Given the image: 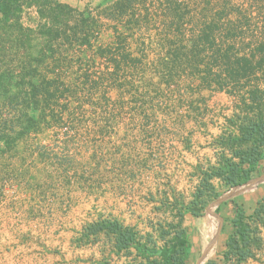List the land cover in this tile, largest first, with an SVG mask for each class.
Returning a JSON list of instances; mask_svg holds the SVG:
<instances>
[{
	"label": "crops",
	"instance_id": "1",
	"mask_svg": "<svg viewBox=\"0 0 264 264\" xmlns=\"http://www.w3.org/2000/svg\"><path fill=\"white\" fill-rule=\"evenodd\" d=\"M156 1L158 8L153 10H159L158 16L151 17L154 12L146 8L141 18L153 32L154 64H164V74L96 78L95 206L127 227L151 223L153 196L162 197L160 204L168 207L169 215L192 205L203 173L218 165L223 141L239 136L245 118L264 104V0H190L187 14L182 12L183 0ZM124 16L107 19L112 23L113 51L126 44L117 29H132L138 23L139 15L121 22ZM95 26L81 29L80 47L86 52L95 48L90 35ZM188 47L190 59L185 58ZM203 47L208 74H196V51ZM11 49V60H0L5 65L0 82L11 75L17 81L7 85L0 99V264H127V257L116 255L111 237L87 231L97 222L89 213L92 205L82 199L87 195L82 193L87 168L70 172L64 166L23 165L24 157L33 160L40 155L17 149L27 139L25 134L33 132L28 124L38 123L34 102L56 101L61 88L57 78L34 84L27 59L21 57L23 48L14 44ZM124 55L112 54L114 63L120 57L132 61V55ZM56 63L51 59L53 73L59 68ZM9 67L15 73L7 74ZM253 94L261 99L253 100ZM210 182L215 189L223 185L217 178ZM263 197L261 185L227 201L235 207L227 209L228 222L237 208L253 215ZM263 220L256 223L261 247L243 264H264Z\"/></svg>",
	"mask_w": 264,
	"mask_h": 264
},
{
	"label": "rangeland",
	"instance_id": "2",
	"mask_svg": "<svg viewBox=\"0 0 264 264\" xmlns=\"http://www.w3.org/2000/svg\"><path fill=\"white\" fill-rule=\"evenodd\" d=\"M182 2L184 3L181 7L182 12L189 13L188 7L191 1L183 0ZM3 3L6 4V11L0 12L1 63L4 59L11 60L10 57L14 55L11 53L12 45L18 44L23 48L20 50V53H23L21 57H26L28 70L30 73L32 71L31 74L34 75L31 79L34 84H40L43 79L57 78V83L61 88L56 94L58 98L56 101L54 98H49L50 101L47 104L38 98V101L34 102L33 107L37 111H35V121L38 120V123L34 126L33 123L28 124L29 130L31 128L33 132L32 134H25L27 139L24 140L23 144H18L17 149L39 152L40 155L37 156L38 159L33 160L24 157L23 165L36 168L43 164L44 169L64 166L70 172H75L78 168H87L83 176L87 178L88 183L82 190V193H87V195L82 199L87 205H92L89 207V213L97 218V222L98 219L99 221L103 220L101 217L117 220L115 215L106 212L102 214L101 211L99 212V208L95 206V106L96 98H98L96 78L98 74H164L163 69L166 68L163 66L164 64L160 62L154 64L156 62L154 56L157 54L154 52V47L150 46V37L153 32L150 33L147 29L149 24H147L146 19L141 18L146 8L152 9L154 12L153 9L158 8V1L0 0V4ZM122 13H125V16L121 18V22L133 20L135 15H139V19L137 20L138 23H132L134 25L132 29H124L122 26H120V30L117 29L120 32V39L126 38V44L119 47L120 51L118 52L112 49V33L109 32L112 23L107 19H113L115 15L122 16ZM158 13L159 10L154 12L151 17L158 16ZM95 23L96 28L90 34L95 48L86 52L80 47V32L83 27L94 26ZM99 41L101 42L98 43ZM97 49L101 50L97 51ZM206 49L203 47L196 51L197 57L194 63V68L196 66L198 68L195 71L196 74H208L209 63ZM121 52L125 53L124 56L132 55L129 57L132 58V61L131 59L128 61L127 57H120L119 63H114L112 54H120ZM185 55H187L186 59L192 58L190 57V47L186 48ZM51 59H55L60 68L54 73L50 68ZM183 65H186L185 69H188L189 63L187 61ZM4 66V64H0V68H4ZM173 69H175L174 66ZM8 70L10 71L7 74L15 73L11 67ZM14 78L15 76L11 75L8 76V80L1 79V100L4 98L2 93L6 92L7 85L10 86L11 81L17 82L14 81ZM25 83L27 81H23V84ZM110 93L111 91H108V97L112 98ZM2 114L3 112L0 111V116ZM25 121L31 122L30 120ZM26 144L29 147L26 148ZM35 162L37 165L34 164ZM263 174L264 169L254 174L250 180ZM216 188L219 197L232 189L224 184ZM218 198H206L204 207L196 209L197 214L185 213L184 227L192 246L187 264H196L201 251L210 240H205L202 236L201 226L207 221L208 209ZM162 200V197L155 198L154 196L151 199L153 203L151 223L147 222L145 226L137 224V227L131 228L136 229L140 234L143 232L141 235H144L152 232L153 223L178 222L176 219L178 213L176 215L167 214L168 207L160 204L163 202ZM228 201L234 202L232 199ZM189 206L191 205L188 204ZM227 209L231 211L235 207L230 206L228 202L220 205L219 214L226 220V225L219 239L221 240L220 251L216 258L210 261L212 264H225L223 252L226 249V241L232 232L231 219L229 217L228 222L226 218ZM97 222L95 221L93 224ZM146 225L149 226L147 232L145 231Z\"/></svg>",
	"mask_w": 264,
	"mask_h": 264
},
{
	"label": "trees",
	"instance_id": "3",
	"mask_svg": "<svg viewBox=\"0 0 264 264\" xmlns=\"http://www.w3.org/2000/svg\"><path fill=\"white\" fill-rule=\"evenodd\" d=\"M35 5V4H32ZM6 11V4H0V12ZM40 13V12H39ZM253 100L261 97L252 95ZM264 101V98L262 99ZM239 136L223 141L224 151L219 157L217 166L203 173L200 187L195 194V202L183 206L176 219L178 222H157L152 224V232L141 235L136 229L126 227L118 220L103 219L87 227L89 233H104L115 243L116 255L121 254L129 259L127 264H187L191 252L187 232L184 227L186 212L196 213V209L204 207L206 198L219 197L212 179H219L225 186L234 188L246 184L254 174L264 169V104L258 106L256 114L246 117L239 128ZM228 151V152H226ZM264 218V197L257 202L251 216H246L241 208L236 209L231 224L234 228L226 241L223 252L225 264H243L254 258V249L261 247L260 229L257 221ZM264 226V220L261 222ZM210 223L207 222V232L210 234ZM207 234V240L209 235ZM218 250L206 263L216 258Z\"/></svg>",
	"mask_w": 264,
	"mask_h": 264
},
{
	"label": "water",
	"instance_id": "4",
	"mask_svg": "<svg viewBox=\"0 0 264 264\" xmlns=\"http://www.w3.org/2000/svg\"><path fill=\"white\" fill-rule=\"evenodd\" d=\"M264 185V174L248 181L246 184L242 186H237L232 188L228 193L224 194L223 196L219 197L208 209L209 214L216 215L219 221V227L217 232L213 237L210 238L207 245L203 248V250L200 253V256L198 257L196 264H202L203 260L208 256V254L214 249V247L217 245L220 236L225 228L226 220L224 217L219 214V208L220 205L227 202L228 200H231L241 194L247 193L249 191L254 190L258 186Z\"/></svg>",
	"mask_w": 264,
	"mask_h": 264
},
{
	"label": "bare ground",
	"instance_id": "5",
	"mask_svg": "<svg viewBox=\"0 0 264 264\" xmlns=\"http://www.w3.org/2000/svg\"><path fill=\"white\" fill-rule=\"evenodd\" d=\"M207 222L210 223V225H211L210 234H208V232H207ZM218 227H219V221H218L217 216L213 215V214H209V216L207 217L206 223H204L201 226L202 236L205 238V240H207V234L209 235V239L211 237H213L215 235V233L217 232ZM218 244H219V242L214 247V249L208 254V256L203 260L202 264H206L213 257V255L215 254V252L218 248Z\"/></svg>",
	"mask_w": 264,
	"mask_h": 264
}]
</instances>
